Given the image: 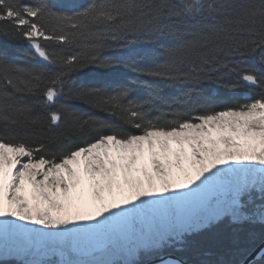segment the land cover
<instances>
[{
    "label": "snow or ice",
    "instance_id": "6c2138e0",
    "mask_svg": "<svg viewBox=\"0 0 264 264\" xmlns=\"http://www.w3.org/2000/svg\"><path fill=\"white\" fill-rule=\"evenodd\" d=\"M145 37L176 39L163 63H137ZM18 41L46 70L0 51L10 89L0 93V255L246 264L231 257L256 230L264 238V72L233 57L264 64V0H0V43ZM113 46L128 50L121 63L132 72L188 92L133 98L124 85L73 81L86 68H114L119 58L99 55ZM205 81L245 95L208 107ZM79 100L118 122L75 111L69 102ZM69 137L87 139L65 148Z\"/></svg>",
    "mask_w": 264,
    "mask_h": 264
},
{
    "label": "trees",
    "instance_id": "16d2710c",
    "mask_svg": "<svg viewBox=\"0 0 264 264\" xmlns=\"http://www.w3.org/2000/svg\"><path fill=\"white\" fill-rule=\"evenodd\" d=\"M58 2L81 7L86 6L91 0H58ZM142 40L144 41L143 43L136 45V49L141 53L136 59L137 63L141 66H148L152 63H163L167 59L165 49L176 42L175 38L149 41L145 37L142 38ZM46 46L49 48L52 47L50 45ZM0 51H5L9 60L21 67L32 71L43 72L46 70L44 62L30 52L26 41L10 42L7 45L0 43ZM127 51L128 50L123 47L116 46L101 50L99 55L102 58H119L116 66L112 69H108L103 75H100L98 70L90 71L86 68L83 72L73 74V81L78 85L86 87H106L108 85L115 87L118 84L124 85L131 88L133 98L147 99L149 96H152L157 99L171 100L173 98L178 99L188 92L187 87L180 82L158 80L134 73L131 69L124 67V63L128 62ZM233 58L237 61H243V66L252 67L257 72H264V64H261L259 60L254 61L250 58H245L243 54H237ZM121 61L124 63H121ZM200 87L205 93V96L213 100V103L208 105V107L218 108L223 103H233L236 100L243 98L245 95V90L243 89H237L233 92L218 84L207 81L203 82ZM5 90L10 91V89H7L6 86L0 82V93ZM251 94L258 95L256 92ZM69 103L75 111L85 114L86 116H91L94 119H99L112 124L118 122L115 117L108 115L100 108L93 107L91 103L83 100L70 101ZM86 139L87 138L69 137L67 141H65L63 147L71 148L78 144L82 145ZM262 241H264V238L260 236L259 230H256L254 238L248 244L246 251L231 257V259L244 260ZM0 264H21V261L16 259H0ZM254 264H264V259H259Z\"/></svg>",
    "mask_w": 264,
    "mask_h": 264
},
{
    "label": "water",
    "instance_id": "95a60500",
    "mask_svg": "<svg viewBox=\"0 0 264 264\" xmlns=\"http://www.w3.org/2000/svg\"><path fill=\"white\" fill-rule=\"evenodd\" d=\"M262 248H264V241L254 248L243 261H245L246 264H254L264 255V252L261 251Z\"/></svg>",
    "mask_w": 264,
    "mask_h": 264
},
{
    "label": "rangeland",
    "instance_id": "374dc122",
    "mask_svg": "<svg viewBox=\"0 0 264 264\" xmlns=\"http://www.w3.org/2000/svg\"><path fill=\"white\" fill-rule=\"evenodd\" d=\"M0 259H16L18 261H22L23 258L20 256H15V255H0Z\"/></svg>",
    "mask_w": 264,
    "mask_h": 264
}]
</instances>
